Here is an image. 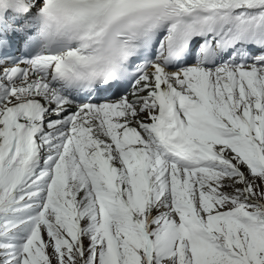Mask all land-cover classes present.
<instances>
[{"label":"snow or ice","instance_id":"obj_1","mask_svg":"<svg viewBox=\"0 0 264 264\" xmlns=\"http://www.w3.org/2000/svg\"><path fill=\"white\" fill-rule=\"evenodd\" d=\"M0 264H264V0H0Z\"/></svg>","mask_w":264,"mask_h":264}]
</instances>
